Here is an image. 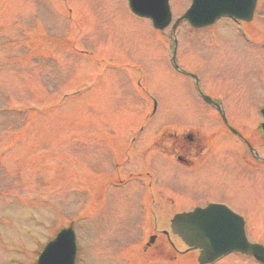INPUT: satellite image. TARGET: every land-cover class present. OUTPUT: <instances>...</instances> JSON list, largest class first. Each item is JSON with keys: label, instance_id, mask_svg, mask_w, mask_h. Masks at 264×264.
Returning <instances> with one entry per match:
<instances>
[{"label": "rangeland", "instance_id": "rangeland-1", "mask_svg": "<svg viewBox=\"0 0 264 264\" xmlns=\"http://www.w3.org/2000/svg\"><path fill=\"white\" fill-rule=\"evenodd\" d=\"M126 2L0 0V264H36L43 245L70 223L78 234L77 264H150L149 258L151 264H198V252H189L171 232L172 243L163 234L170 231L174 212L146 215L147 197L133 181L122 188L110 181L106 185L102 177L114 161H120L122 172L153 161L159 190L168 195L164 187L171 184L212 198L250 192L247 205L255 212L239 213L248 219L250 238L264 243V210L258 211L264 207V175L245 184L224 178L213 182L179 173L158 147L146 148L140 164L129 162L131 147L142 145V139L163 138L175 121L213 132L218 126L193 81L171 65V27L155 30L149 20L132 15ZM190 2L172 0L175 19ZM239 28L245 30L230 18L204 29L183 22L179 57L186 69L196 70L208 94L224 98L230 116L251 133L264 155V137L257 129L264 106V13L249 25L257 38L252 43L238 36ZM32 47L35 51L26 52ZM153 100L158 110L146 119ZM142 121L140 141L108 145L110 132ZM171 197L176 207H184L185 197ZM154 198L160 208L159 195ZM235 200L231 204L239 207ZM153 234L157 238L147 247ZM213 264L261 263L234 253Z\"/></svg>", "mask_w": 264, "mask_h": 264}, {"label": "water", "instance_id": "water-1", "mask_svg": "<svg viewBox=\"0 0 264 264\" xmlns=\"http://www.w3.org/2000/svg\"><path fill=\"white\" fill-rule=\"evenodd\" d=\"M130 4L135 12L152 17L159 28L171 20L168 0H130ZM254 7L255 0H193L176 25L187 19L193 26L202 27L223 15L250 20ZM172 227L190 247L201 249L199 261L202 264L232 251L253 255L264 263V247L248 241L245 220L236 213L223 212L221 206L177 214ZM75 255V235L72 229H67L45 247L38 264H74Z\"/></svg>", "mask_w": 264, "mask_h": 264}, {"label": "flooded vegetation", "instance_id": "flooded-vegetation-1", "mask_svg": "<svg viewBox=\"0 0 264 264\" xmlns=\"http://www.w3.org/2000/svg\"><path fill=\"white\" fill-rule=\"evenodd\" d=\"M214 109L216 113L213 117L215 119L217 118L216 121L218 126L215 132L208 129L206 133L201 130L202 127L198 124H182V127L175 129L171 134H166L163 138L155 140L152 146L145 145V147H154L156 150H158V147L159 150H164L165 153L170 156L169 162L175 165L179 173H189L192 175L196 173V176L200 178H210L213 182L218 180V183H220L221 178H224L225 181L228 182L237 181L245 184L248 181L250 182L253 178L255 179L258 174L264 175V155L259 153L258 148L255 147L254 143L247 135H244V139H242L240 135L231 128L237 126V121L230 116V113L226 112L223 114L217 112L215 107ZM159 143L162 145L161 147ZM249 143H251L253 147L249 146ZM243 145L245 147L244 154L242 153ZM156 150H154V152H157ZM138 151L140 155L142 152L139 149ZM140 156H142V154ZM140 159L143 161L142 157ZM138 173L143 174L141 172ZM138 178L139 177H131L128 181ZM140 178L143 179V177ZM150 180L151 179H148V181ZM158 180H161V178ZM242 180L245 181L242 182ZM119 181L122 182L123 179L120 178ZM253 182L257 181L254 180ZM263 182L264 180H262V183ZM188 184L191 186V183L188 182ZM170 189L172 193L183 191L177 190L174 184H171ZM195 192L196 191L190 190L188 197L185 199V204H183L184 207H180L177 210L173 209L171 212L190 211L196 206H206L210 202L228 204L235 212H255L253 207L247 205L251 202V198H249L250 192H244L239 198L236 192L228 199L212 198L206 196L205 193L197 192L194 194ZM239 192L240 191H238V193ZM161 193L162 191L159 190V185L155 187L154 184L150 183L148 190L144 191L143 195L152 197L151 203L153 206H156L154 197ZM193 195L199 196L197 200L193 198ZM234 197L239 207L231 204L230 200ZM150 210L152 212L159 211L156 207H151ZM263 210L264 207L258 209L259 212H263Z\"/></svg>", "mask_w": 264, "mask_h": 264}]
</instances>
